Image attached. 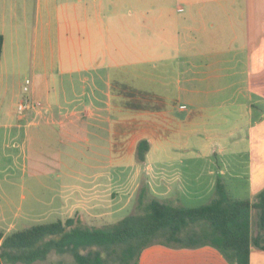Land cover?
I'll use <instances>...</instances> for the list:
<instances>
[{
	"label": "crops",
	"instance_id": "1",
	"mask_svg": "<svg viewBox=\"0 0 264 264\" xmlns=\"http://www.w3.org/2000/svg\"><path fill=\"white\" fill-rule=\"evenodd\" d=\"M21 2L29 20L30 95L42 107L17 110L27 75L17 91L14 78L1 72L0 30L3 127L14 140L27 127V147L44 127L50 162H62L60 145L93 144L108 152L107 167L98 165L89 187L82 182L69 190L76 197L62 205L61 220L78 213L99 226L93 220L120 211L142 180L167 202L211 194L217 178L229 196L247 194L232 199L255 200L264 187V0ZM140 139L149 142L142 163L135 158ZM123 173L125 182L117 185ZM241 178L247 192L238 187ZM138 264L230 263L211 245L153 244ZM250 264H264V250L251 246Z\"/></svg>",
	"mask_w": 264,
	"mask_h": 264
},
{
	"label": "trees",
	"instance_id": "2",
	"mask_svg": "<svg viewBox=\"0 0 264 264\" xmlns=\"http://www.w3.org/2000/svg\"><path fill=\"white\" fill-rule=\"evenodd\" d=\"M3 40L0 33V58ZM148 149L147 139L137 142V162L145 161ZM153 244L211 245L230 264H250L251 246L264 250V187L254 201L232 199L217 178L208 203L187 207L153 196L142 180L133 211L114 222L91 226L76 213L7 234L0 230V260L28 264L54 251L70 254L75 264H138L142 250ZM53 264L66 262L60 259Z\"/></svg>",
	"mask_w": 264,
	"mask_h": 264
},
{
	"label": "rangeland",
	"instance_id": "3",
	"mask_svg": "<svg viewBox=\"0 0 264 264\" xmlns=\"http://www.w3.org/2000/svg\"><path fill=\"white\" fill-rule=\"evenodd\" d=\"M14 7L15 13H13ZM28 24L27 2L23 4L21 0H0V30H3L5 35V53L1 72H7L10 79L14 78L13 87L15 89L18 88V82L24 79L25 75L29 77V74L26 73ZM14 38H16L14 42L20 46V59L17 62L12 57ZM4 121V118L0 116V230L10 233L38 223L64 219L66 214L62 210V205L74 201L76 197V194L71 196L69 190L82 182L86 183L83 184L85 187H89L90 183L95 181L94 173L100 171L97 170L98 165L103 164L104 167H107L108 152L106 148L79 143L60 145L62 162H50L48 160L49 141L46 138L50 132L48 133L44 127L36 128L34 133L37 137L33 138L32 143L27 147V144L22 142L24 128L27 127L21 128L20 138L14 140L9 136L10 130L3 127ZM99 144L104 143L99 141ZM28 154L32 158V162H30ZM243 165L245 164H238L240 167ZM87 175L92 180L86 178ZM124 177L125 173L121 175V178H116L115 183L123 184ZM226 177L227 185L230 186V178ZM236 181L240 182L238 186L240 191L247 192L246 180L241 178ZM97 182L108 184L107 179H98ZM137 191L138 188L128 201H126L128 199L126 196L120 211L108 218L93 220V223L101 226L131 213L136 202ZM149 191L151 193L150 189ZM151 194L155 196L153 193ZM235 195L232 190L231 197H247V194L243 192ZM212 197L213 193L209 194L204 190L199 195H181V204L177 197L173 196L169 203L193 207L208 203ZM251 199L255 198L251 197ZM253 232H255L254 216ZM60 259L65 260L66 264H75L70 254H58L54 251L50 252L46 259L28 264H53ZM0 264L27 263H7L0 260Z\"/></svg>",
	"mask_w": 264,
	"mask_h": 264
},
{
	"label": "built area",
	"instance_id": "4",
	"mask_svg": "<svg viewBox=\"0 0 264 264\" xmlns=\"http://www.w3.org/2000/svg\"><path fill=\"white\" fill-rule=\"evenodd\" d=\"M30 78H25L23 86H22V96L17 103V110L19 112H25L29 109H39L42 107V103L38 100H35L30 95Z\"/></svg>",
	"mask_w": 264,
	"mask_h": 264
}]
</instances>
